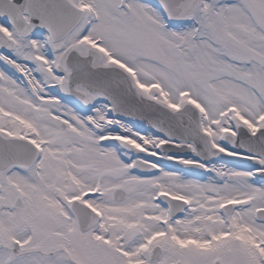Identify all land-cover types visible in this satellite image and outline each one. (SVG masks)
<instances>
[{
  "label": "snow or ice",
  "instance_id": "6c2138e0",
  "mask_svg": "<svg viewBox=\"0 0 264 264\" xmlns=\"http://www.w3.org/2000/svg\"><path fill=\"white\" fill-rule=\"evenodd\" d=\"M0 264H264V0H0Z\"/></svg>",
  "mask_w": 264,
  "mask_h": 264
}]
</instances>
